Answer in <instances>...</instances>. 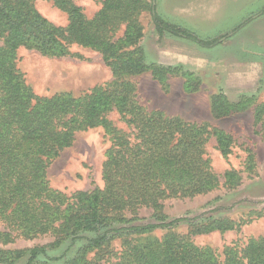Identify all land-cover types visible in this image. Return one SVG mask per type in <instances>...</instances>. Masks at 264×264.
<instances>
[{
    "label": "trees",
    "instance_id": "1",
    "mask_svg": "<svg viewBox=\"0 0 264 264\" xmlns=\"http://www.w3.org/2000/svg\"><path fill=\"white\" fill-rule=\"evenodd\" d=\"M34 1L0 0V218L9 230L0 232V237L11 238V231L28 237L50 233L54 241L24 250H0V261L13 263L27 254L25 264H83L90 251L124 237L111 264H264V235L234 241L221 251L175 233L162 240L142 237L180 222H189L193 233L230 227L212 218L195 222L198 216L168 220L163 212L168 197H193L218 185L204 145L215 135L226 157L230 137L206 123L148 110L139 102L135 84L121 75L146 68L180 70L181 66L148 65L141 49H120L141 35L138 16L144 10L150 11L160 34L167 31L203 47L219 40H202L186 27L167 21L147 0H103L92 18L72 0H52L68 16L64 27L44 18ZM122 24L123 36L113 39ZM67 41L100 50L113 79L78 96L37 94L17 67L18 47L62 56L68 53ZM253 99L254 95L242 93L232 102L224 93L213 94L210 110L219 118L247 107ZM112 110L130 131L113 125L107 118ZM254 118L264 126V102L256 105ZM95 126L103 127L110 140L101 168L103 185L70 194L53 188L47 179L51 161L72 144L77 131ZM223 176L227 184L237 178L233 170ZM141 208L151 210L145 222L138 215ZM78 238L84 242L62 263L48 255V248L66 240L75 244Z\"/></svg>",
    "mask_w": 264,
    "mask_h": 264
},
{
    "label": "rangeland",
    "instance_id": "2",
    "mask_svg": "<svg viewBox=\"0 0 264 264\" xmlns=\"http://www.w3.org/2000/svg\"><path fill=\"white\" fill-rule=\"evenodd\" d=\"M72 1L80 6L87 18H92L103 0ZM147 1L152 2L158 15L164 10L171 16L174 8L187 6L185 15L189 18L185 17L175 24L186 27L202 40L219 41L203 47L167 31L160 34L150 11L144 10L138 16L141 35L120 50L141 49L144 63L181 66V69L146 68L136 73H124L121 77L135 84L137 98L148 110H161L166 115L177 116L187 122L206 123L210 128L223 130L230 137V152L226 157L220 153L215 135L211 134L204 145L205 155L218 175V185L193 197H168L163 201V212L168 220L180 216H198L195 222L212 218L225 221L230 227L193 233L189 222H180L168 228H157L142 234V237L162 240L167 234L175 233L188 237L197 245L221 251L234 241L243 242L250 237L264 235V126L254 118L256 105L264 102V0ZM33 4L53 25L64 27L68 23L67 14L52 0H35ZM165 15L161 16L165 18ZM124 26L120 25L113 39L123 36ZM66 45L68 53L62 56H49L32 48L18 47L17 67L25 82L37 94L50 96L58 92H70L78 96L113 79L112 68L100 50L77 42L67 41ZM218 59L259 63L263 73L258 88L245 93L254 95L247 107L214 118L210 110L213 94L224 93L232 102L238 101L242 94L223 90L213 73ZM107 118L114 126L130 131L115 110L108 112ZM109 145V137L101 126L77 131L72 144L65 147L49 164L47 179L50 185L66 194L101 187L102 162ZM227 170H233L237 175L232 184L225 183L223 174ZM125 214L131 216L130 212ZM138 215L145 222L150 219L151 210L141 208ZM3 231L9 230L0 218V232ZM10 233L9 239L0 237V250H24L54 241V235L50 233L34 237L19 234L18 231ZM123 240L124 237H115L90 251L83 264H111L120 253ZM83 242V238H78L75 244L70 245L66 240L57 248H48L47 253L55 258V262L62 263ZM26 260L27 254L13 263L0 261V264H25Z\"/></svg>",
    "mask_w": 264,
    "mask_h": 264
},
{
    "label": "crops",
    "instance_id": "3",
    "mask_svg": "<svg viewBox=\"0 0 264 264\" xmlns=\"http://www.w3.org/2000/svg\"><path fill=\"white\" fill-rule=\"evenodd\" d=\"M173 5H171L172 7ZM187 6H180L174 8L173 15H167L168 12L162 10V16H166L172 23H179L183 19L189 18L185 15ZM172 11V10H171ZM180 12V14H179ZM165 13V14H164ZM186 17V18H185ZM215 63V61H212ZM216 68L213 67L215 75L217 76L223 90L228 93L240 92L248 93L258 88L260 82V75L263 73L261 65L252 61L236 62L235 60L218 59ZM213 66V65H212Z\"/></svg>",
    "mask_w": 264,
    "mask_h": 264
}]
</instances>
